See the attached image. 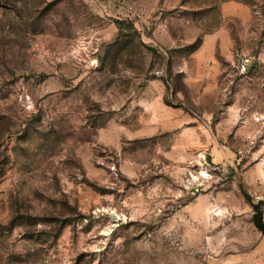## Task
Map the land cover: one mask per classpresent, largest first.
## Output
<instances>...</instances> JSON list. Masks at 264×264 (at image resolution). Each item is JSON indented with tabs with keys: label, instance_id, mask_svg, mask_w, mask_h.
Returning a JSON list of instances; mask_svg holds the SVG:
<instances>
[{
	"label": "rangeland",
	"instance_id": "obj_1",
	"mask_svg": "<svg viewBox=\"0 0 264 264\" xmlns=\"http://www.w3.org/2000/svg\"><path fill=\"white\" fill-rule=\"evenodd\" d=\"M0 264H264V0H0Z\"/></svg>",
	"mask_w": 264,
	"mask_h": 264
},
{
	"label": "water",
	"instance_id": "obj_2",
	"mask_svg": "<svg viewBox=\"0 0 264 264\" xmlns=\"http://www.w3.org/2000/svg\"><path fill=\"white\" fill-rule=\"evenodd\" d=\"M247 200L249 201L250 205L252 206V209L254 210L255 214L253 216V221L255 227L262 233L264 234V214H262V211L260 209L259 204H253L250 200V198L244 194Z\"/></svg>",
	"mask_w": 264,
	"mask_h": 264
},
{
	"label": "trees",
	"instance_id": "obj_3",
	"mask_svg": "<svg viewBox=\"0 0 264 264\" xmlns=\"http://www.w3.org/2000/svg\"><path fill=\"white\" fill-rule=\"evenodd\" d=\"M2 170L0 169V177H1Z\"/></svg>",
	"mask_w": 264,
	"mask_h": 264
}]
</instances>
